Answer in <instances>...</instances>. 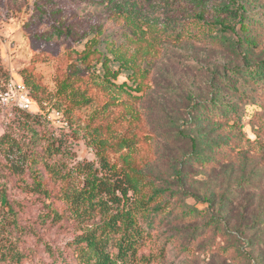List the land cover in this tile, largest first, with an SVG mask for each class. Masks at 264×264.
I'll return each instance as SVG.
<instances>
[{
  "label": "rangeland",
  "instance_id": "obj_1",
  "mask_svg": "<svg viewBox=\"0 0 264 264\" xmlns=\"http://www.w3.org/2000/svg\"><path fill=\"white\" fill-rule=\"evenodd\" d=\"M240 1L149 0L143 12L191 21L194 33L177 42L166 39L158 27L136 25L86 2L71 4L66 12L82 18L77 30L83 40L67 41L49 57L23 33L39 1L0 0V92L11 80L25 84L30 74L39 86L30 93L43 109L35 122L0 109V138L8 140L0 146V264H86L75 241L91 225L78 221L60 194L80 189L85 164L100 169L103 150L118 169L142 167L159 184H176L175 165L191 152L188 141L172 135L178 126L197 137L200 147H206L204 137L217 139L221 163L188 165L178 197L163 204L169 215L149 233L138 220L140 243L129 260L118 264H264V91L258 89L253 98L232 96L241 113L238 123L231 117L189 122L191 104L208 103L225 68L254 67L264 59V0H249L242 26L237 13L226 7ZM197 16L229 30L212 27L218 38L212 41ZM95 36L116 76L111 80L126 90L118 99L124 108L111 109L117 116L125 112V121L109 130L101 120L91 122L97 111L93 102L70 107L56 94L69 57ZM141 82L144 87L137 90ZM126 133L138 139L135 154L119 145ZM176 202L194 210L195 220L178 228Z\"/></svg>",
  "mask_w": 264,
  "mask_h": 264
},
{
  "label": "trees",
  "instance_id": "obj_2",
  "mask_svg": "<svg viewBox=\"0 0 264 264\" xmlns=\"http://www.w3.org/2000/svg\"><path fill=\"white\" fill-rule=\"evenodd\" d=\"M36 1H39L38 6L24 24L23 33L33 48H36L35 45L41 46L45 54H51L48 55L49 57L55 54L56 49L66 47L67 41L74 44L83 40L82 35L78 34L77 30L82 18L77 16V12H66L70 6L83 2L95 5L96 8L105 13L130 20L136 25L140 22L146 24L147 27L149 25L158 27L161 35L172 42H177L194 33L190 28L192 24L190 20H178L172 17L169 19L160 18L158 14L155 15L153 12H143L144 4H147L149 0ZM247 4L252 3L249 0H242L237 5L235 3L231 6L226 5L231 13H237L240 26L244 25L248 18ZM197 17V20L201 21V25L208 32H205L207 37L212 41H218V38L214 37L211 32L212 27H215L216 31L227 32L229 30L222 23L214 21L212 26L211 23H206L202 16ZM124 26L131 28L132 32L136 30L132 25L126 24ZM43 27H48V29L41 31ZM100 44L101 39L95 36L85 43L81 52L74 53L71 58L69 57V64L63 66L58 77L56 94L68 101L70 107L88 106L93 102L92 104H95L94 108L97 111L92 113L91 122L95 124L96 120H101L102 125L109 130L114 125L125 121V112L117 116L111 109L124 108L123 101L119 102L118 99L119 95L126 90L124 84L116 85L114 80H111L115 79L116 76L108 67L109 60L106 58L103 49L105 46H99ZM97 65H100L102 73H100ZM219 78L220 80L217 81L207 104L199 101H193L191 104L190 110L192 111L189 122L193 125L210 117L217 120L231 117L232 121L238 123L241 113L238 104L236 105L232 100V96L249 97L251 95L252 97L258 89L264 91V59L257 62L254 67L225 68ZM24 80L30 92L38 89V83L31 78L30 74H27ZM143 87L144 83L141 82L138 84L137 90H141ZM127 95L129 96V94ZM100 98L102 99L100 100ZM15 112L18 119L22 118L25 122H35L39 118V115L28 112ZM172 135L182 142L188 141L191 147V152L182 155L183 157L175 165L173 174L176 184H159L155 177L146 173L142 167L134 168L126 165L118 169L109 164L103 150L98 154L100 169H94L92 165L85 164L83 185L80 189L67 188L60 194L59 198H62V201L67 204L70 213L78 221L91 225L89 229H85L80 236H77L75 241L76 246L80 247L78 252L85 259L86 264L125 263L135 254L136 245L140 243L143 230L138 220L144 222V231L147 233L154 229L157 223H162L163 219L169 215V212H164L163 204L171 198L178 197L184 186L183 180L187 175L184 169L188 165L207 167L210 164L219 165L221 163L220 158L223 157V154L220 155L216 152L218 148L217 139L213 141L204 137L206 147H200L198 138L185 133L179 126ZM7 143V137L3 135L0 138V146L3 147ZM137 143H139L138 139L132 133H126L119 139L120 147L132 151V154H135L134 150H136ZM12 147L13 144L8 145V152L11 151ZM205 148L209 149L205 150ZM34 183L35 188L41 187L39 180ZM145 187H148L146 192L143 191ZM173 207L175 213H180V218L176 219L178 228L182 223L195 220L194 210L188 211L178 202ZM96 220L97 222H95Z\"/></svg>",
  "mask_w": 264,
  "mask_h": 264
},
{
  "label": "built area",
  "instance_id": "obj_3",
  "mask_svg": "<svg viewBox=\"0 0 264 264\" xmlns=\"http://www.w3.org/2000/svg\"><path fill=\"white\" fill-rule=\"evenodd\" d=\"M0 109L13 114L15 111H24L34 115H43V109L33 98L29 89L20 80H11L5 90L0 92ZM10 115V116H11ZM58 116V113H57ZM66 125L65 122H63Z\"/></svg>",
  "mask_w": 264,
  "mask_h": 264
}]
</instances>
